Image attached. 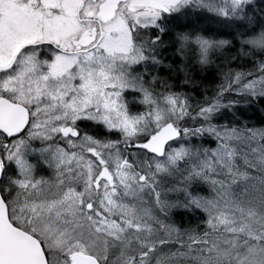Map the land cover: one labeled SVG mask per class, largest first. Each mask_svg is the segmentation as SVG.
<instances>
[{"label": "snow or ice", "instance_id": "obj_1", "mask_svg": "<svg viewBox=\"0 0 264 264\" xmlns=\"http://www.w3.org/2000/svg\"><path fill=\"white\" fill-rule=\"evenodd\" d=\"M258 107L264 0H0V264H264Z\"/></svg>", "mask_w": 264, "mask_h": 264}, {"label": "trees", "instance_id": "obj_2", "mask_svg": "<svg viewBox=\"0 0 264 264\" xmlns=\"http://www.w3.org/2000/svg\"><path fill=\"white\" fill-rule=\"evenodd\" d=\"M212 83H219V80H216ZM245 118L255 122L256 125L259 126L261 121L264 120V111H262L259 107L251 109L249 110L248 115H246ZM185 218L187 219L188 217L186 216ZM193 220L194 219H192V223H194Z\"/></svg>", "mask_w": 264, "mask_h": 264}, {"label": "rangeland", "instance_id": "obj_3", "mask_svg": "<svg viewBox=\"0 0 264 264\" xmlns=\"http://www.w3.org/2000/svg\"><path fill=\"white\" fill-rule=\"evenodd\" d=\"M193 222L195 223V219L193 220Z\"/></svg>", "mask_w": 264, "mask_h": 264}]
</instances>
